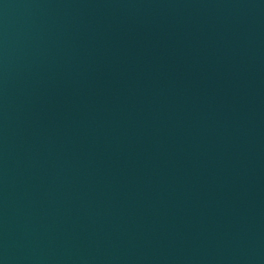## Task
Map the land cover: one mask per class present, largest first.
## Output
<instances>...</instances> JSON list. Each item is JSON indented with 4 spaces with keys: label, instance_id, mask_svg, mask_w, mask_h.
<instances>
[{
    "label": "water",
    "instance_id": "1",
    "mask_svg": "<svg viewBox=\"0 0 264 264\" xmlns=\"http://www.w3.org/2000/svg\"><path fill=\"white\" fill-rule=\"evenodd\" d=\"M0 264H264V0H0Z\"/></svg>",
    "mask_w": 264,
    "mask_h": 264
}]
</instances>
